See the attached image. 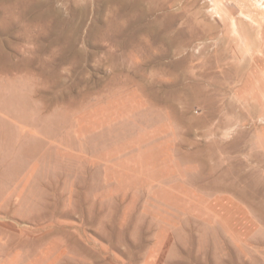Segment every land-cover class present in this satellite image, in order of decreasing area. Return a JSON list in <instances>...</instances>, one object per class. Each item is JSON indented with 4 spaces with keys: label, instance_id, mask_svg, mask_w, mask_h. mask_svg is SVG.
<instances>
[{
    "label": "rangeland",
    "instance_id": "rangeland-1",
    "mask_svg": "<svg viewBox=\"0 0 264 264\" xmlns=\"http://www.w3.org/2000/svg\"><path fill=\"white\" fill-rule=\"evenodd\" d=\"M76 1V50L0 14V264H264V0H127L118 43Z\"/></svg>",
    "mask_w": 264,
    "mask_h": 264
},
{
    "label": "bare ground",
    "instance_id": "bare-ground-1",
    "mask_svg": "<svg viewBox=\"0 0 264 264\" xmlns=\"http://www.w3.org/2000/svg\"><path fill=\"white\" fill-rule=\"evenodd\" d=\"M70 2V12L73 17L77 14H80L82 17L79 22L76 20L77 23L73 21L72 16V18L65 16L63 10L57 7L52 0H35V2L33 1L32 3L26 0H0L1 22L2 24L5 23L11 26V21L15 17L20 21L29 20L27 25V30H29L31 28V21H35L34 24L42 29L41 33L50 31L52 35H54L53 43H65L70 46V50H76V47H78L76 44H78L77 42L81 35V29L88 15V7L81 6L76 0H70ZM135 6V3H128L127 0H100L99 5L95 8V18L92 20V25L88 33L89 37L102 41L109 40L113 43L120 42L119 37L124 32V25L129 21V14H132L130 12ZM173 19V15L167 13L162 19V22L166 25H172ZM96 39L94 41H96ZM74 53L75 52H73L72 55H74ZM68 54H70V52ZM72 57L74 58V56ZM73 58L71 60H73ZM172 90L174 91L173 88ZM241 199L243 200V198Z\"/></svg>",
    "mask_w": 264,
    "mask_h": 264
}]
</instances>
